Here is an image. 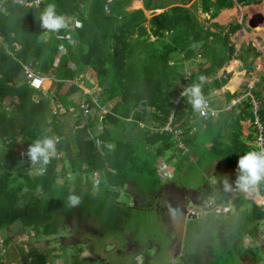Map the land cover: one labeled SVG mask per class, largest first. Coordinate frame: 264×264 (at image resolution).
<instances>
[{"label":"trees","instance_id":"1","mask_svg":"<svg viewBox=\"0 0 264 264\" xmlns=\"http://www.w3.org/2000/svg\"><path fill=\"white\" fill-rule=\"evenodd\" d=\"M165 1L143 0L145 10H163L152 13L149 18L144 9H129L133 0H111L109 3L107 0H42L38 6L3 1V10L0 9V237L4 251L0 250V264H10L9 258L15 247L21 252L17 264H54L57 258H62L63 264H136L135 251L129 255L121 252L111 256L113 246L103 251L99 242L98 247L86 240L80 243L78 234L82 231L101 234V222L96 221L97 208L103 206L106 209V199L116 201L120 190L126 186V191L132 194L135 184L130 179L133 176L142 177L146 184H155H149L154 198L145 199L160 201L164 189L160 186L164 182L160 169L151 159L175 150L170 136L158 131L171 112H174V126L183 132V142L197 154L195 162L201 163L206 151L207 156L212 155V161L215 159L222 164L213 173L217 185L207 186L197 203L209 211L205 222L214 225L209 233L215 230V239L204 241L201 249L185 253L180 264H212L211 251L216 244L223 264L225 257L238 252L241 256L254 255L252 250L243 248V239L246 235L256 238L259 229L264 227V206L242 193L234 198L228 191H217L224 185L225 177L229 183L235 181L238 160L243 154L258 151L250 145L253 131L247 138L241 137L240 121L252 116L248 100L239 105L240 112L221 110L218 121L200 118L186 95L180 100V108L174 109V102L187 82V86H191L199 83L203 76L202 92L209 96L212 104L216 101L213 92L223 91V103L216 106L222 108L231 103L237 93L227 88L228 78L217 77L218 70L232 58L241 60L246 69H251L252 60L260 56L256 47L249 44L234 57L236 49L229 38L241 28L246 29L243 23H232L226 32L213 33L203 29L192 9L199 7L203 13L215 18L236 3L251 5L260 0H200L199 3L197 0H179L164 5ZM191 2V6L186 7ZM51 3L56 5L59 14L73 18V25L78 20L82 27L70 25L58 33L43 29L38 18ZM66 35L70 41L59 38ZM60 45L66 48L65 52H60ZM217 45L220 50L212 57V51L208 53V49ZM178 50L183 52L171 57ZM198 54L204 63L198 65V71L190 70L189 76L186 75L184 68L180 70L183 62H176V58L189 61ZM172 59L175 61L170 63ZM23 65L52 79L51 91L66 108L81 95L89 110L98 108L92 94L100 98L101 104L112 103L110 112L103 118L100 146L94 145L88 134V129L95 128L94 117L88 112L91 121L81 127L84 110L79 106L73 120V126L77 128H73L71 134L63 121L48 122L50 102L33 100L38 90L27 84ZM210 76L213 79L209 82ZM261 84L262 89L256 96L258 115L264 125V76L258 85ZM49 85L50 81L46 80L45 88ZM84 91L88 93L84 95ZM140 102L144 105L143 112L136 111ZM128 118L131 120L127 121ZM140 122L145 124L144 128L138 127ZM225 124L230 128L225 135L231 138L229 141L223 138L221 130ZM136 131L141 134L137 136ZM52 135L57 140L56 153L44 175H36L34 166L24 161L23 154L16 156V152L24 146L28 149L37 139ZM18 137L22 138L21 143H17ZM206 141L211 143L210 149L204 147ZM176 156L181 157L177 153L171 155L172 158ZM14 159L23 169L20 177L13 173L10 161ZM189 164H192L190 160ZM95 172L101 177L97 186L91 182L81 184L84 175L94 177ZM73 174L78 178L77 182L69 179ZM258 190L261 195L255 198L264 204V184ZM72 194L80 198L78 206H69L68 197ZM132 197L134 203L127 206L138 210L143 202L136 195ZM204 202L210 205L205 206ZM221 203L231 204L233 208V213H226L223 219L211 212L214 205ZM105 218L106 224H112L113 228L115 217L113 222ZM213 220L215 222L211 223ZM138 222L136 220V226H139ZM114 230H108L112 232V243L118 235ZM117 231L122 238L127 235V232ZM24 235L28 236L26 243H15ZM101 235L104 236V232ZM36 236L53 237L57 247L39 251L30 244ZM140 240L145 241H137ZM117 243L119 247V241ZM68 249L70 252L66 253ZM223 253L226 255L222 256ZM104 255L109 261L103 259ZM126 256L129 259L124 261L122 257Z\"/></svg>","mask_w":264,"mask_h":264},{"label":"rangeland","instance_id":"2","mask_svg":"<svg viewBox=\"0 0 264 264\" xmlns=\"http://www.w3.org/2000/svg\"><path fill=\"white\" fill-rule=\"evenodd\" d=\"M177 1L179 0H166L164 5ZM199 2L200 0H197V3ZM191 4L192 2L186 7H190ZM251 5H253V7ZM251 5H242L236 3L235 6L231 8L233 11H225L226 13L222 12L218 16V18H216L217 16L215 18H212L209 16V14L206 15V13H203L201 8L199 7L197 10L192 9V13L197 17L203 29L213 33L226 32L230 24L239 21L241 19V16L243 15L244 17H246V19L249 20V23L252 28L246 26L245 30L241 29L235 32L234 34H231V39L229 38V41L234 44L237 51L240 49L241 45L242 47H245L247 46V44L251 43L260 52V56L252 60V68L247 69V71L243 73L244 75H242V77L244 78V80L235 89L237 93H243L248 91L249 84H254V80H257L258 78L264 76V27L262 26L264 25V0H260V2L253 3ZM134 6L136 7L138 6V4L135 3ZM253 12L254 14L252 15ZM258 15L259 17L256 18V16ZM147 16L148 18L149 16L151 17L150 12H147ZM147 24L148 23H146V25ZM209 46L210 44L208 45V47ZM218 50H220V47L218 45L213 46L211 47V50L208 49V53L212 51L211 55L212 57H214L217 54ZM182 52L183 51L178 50L175 55L172 53L171 57H177L176 55H180ZM200 56L201 54H198V56H196L192 60L190 59L189 61H182L183 58H181L180 60L176 58V62H183V66L180 68V70H183L184 68V73L186 74L190 70L198 69V65L201 63H196L195 60L197 59L198 61H201ZM174 61L175 60L173 59L171 60V62ZM233 63L235 64L233 65ZM233 63H231V65H233L234 68L230 69L231 65L229 64V70L237 72L238 69H235V67H237V62ZM233 74L228 75L227 73H225L223 75V77L225 78H228L229 76L227 85L232 88L236 85V80L238 77ZM256 89L261 90L262 87L257 84ZM213 93L215 94V92ZM108 104L110 105V107H112V103ZM49 109V122H51L52 120H55L56 122L58 120L63 121L70 134L73 132V128H77V126H73V118L69 114L64 115L60 114V112L56 114L55 112H57V110L53 109L51 105ZM234 110H239V107L234 108ZM234 112L237 113L236 111ZM241 125L243 124L241 123ZM163 127L164 125L162 127H159L158 131L162 133H167V135H169L175 143L176 140L172 137V134L167 131H164ZM212 129L214 130L216 129V127H213ZM221 130L223 138L226 141H229L231 138L225 136L228 132V127L225 126V128H221ZM51 137H53V139H56L54 135H52ZM177 142L179 141L177 140ZM210 146L211 143L209 141H206L204 147L210 149ZM174 148L175 150L173 152H167L166 155L161 158L151 159L154 163V166L156 168L161 169L162 172L161 177L163 179L164 185L160 187H163L164 189L163 194L160 196V201L155 202L153 201V199L152 201H148V199L151 200V198L153 197V194L151 195V188L149 184L152 186H154L155 184H153L152 182L146 184L143 180H141L142 177L133 176L130 179V181L135 184L132 194L126 191L128 187L126 186L120 190V196L116 201L106 199L107 208L105 209L103 208V206H101L99 209L97 208L96 210V221L98 222L99 220L101 222V234L102 232H104V236L101 234L96 235L93 232L89 231H82L78 234L80 238V243H83V241L86 240L96 244L98 247L99 242L101 244V250L103 251L105 249L109 250V248L113 246L111 251H114V253L111 256L119 255L121 252L123 253V255H129V253H134L135 251L137 254V257L135 259L136 264H180L182 261L181 259L183 258L185 253L191 252V250H194L195 248H197V250L199 248L201 249L204 244V241L206 242L209 239H215V230L209 233L210 228H213L214 225L205 222L208 219L209 212L200 209V206H198L197 203L200 201L199 199L201 193L207 190L205 188L206 186L210 185L212 187H215L217 185V181L213 177V173L222 164L217 160L215 161V159L214 161H212V155L209 154L207 156L206 151L203 155L204 160L201 163L197 164L195 161H197L198 157L197 154L192 151V148L189 147V156L184 154L175 146ZM173 153H177L181 157L176 156L172 158L171 155ZM22 154H26V147L17 150L16 156L19 157ZM201 155L202 154L200 153V156ZM186 157L189 158L192 164H189V160ZM24 161H27V159H24ZM10 162L13 167V173L16 175V177H20L21 172H23V169L21 170L19 168V163L17 162V160L14 159ZM69 179H71L72 181H76L78 178L76 177V175L73 174ZM89 182H91L94 186H97V181H95L93 175H84L81 184L83 185L84 183L86 184ZM217 189L219 191L220 187H218ZM242 194L245 195L247 199H251V196H253V191L243 192ZM134 195L140 198L141 202H143V204L138 208V210H133L130 206H127L132 205L134 203V199L132 197ZM254 201L258 205L263 204L260 203V201L257 199H255ZM223 205H225V203H223ZM187 208L197 209L195 212L196 214H194L196 215V217L193 220H197L198 222H190L191 215L185 217ZM225 213V211H222V213H217L218 215L216 214V217L219 219H223L224 216H226ZM231 213H233V210L231 211ZM174 215L180 221H186L183 228L178 229V237H176L177 241H174L175 238L169 236V233L173 232L175 227H177L173 224ZM105 217L109 218L110 221H112L113 217H115L113 228L111 227L112 224H106V222L108 221ZM235 217H237V215H235ZM136 220L139 221V226L135 225ZM214 222L215 220H213L211 223ZM108 225L111 227L110 229ZM135 227L138 228L137 231L135 230ZM113 229H115L113 232L118 235L115 238L117 240L112 243V240L114 241L112 237V232H108V230L112 231ZM117 230L127 232V235L124 236L125 238H122L121 233ZM139 239H145V241H137ZM0 240H2V237L0 238ZM27 240V235L21 237L19 236L16 239L15 243L19 241H23L21 243H26ZM118 241L120 245L119 247L117 246ZM30 244L32 247L34 245V247H36L39 251L42 252H46L48 249L54 248L55 246L57 247V244L53 242V237L37 238L36 236L30 241ZM243 248L245 250H252L254 252V255L246 254L245 256H241L242 253L240 254V252H238L236 254H233L232 256L225 257V264H264V227H261L259 229L256 238H251L250 236L246 235L243 239ZM218 249L219 246L216 244L214 246V249L211 251V255L214 259V262L212 264H223L221 253L217 252ZM69 252L70 251L68 249L66 253ZM4 253L5 252H3V254ZM225 255V253L222 254V256ZM10 257V264L18 263V261L20 260L19 258L21 257L19 247H15L14 252L12 255H10ZM98 257L100 256L98 255ZM5 258L7 259L8 255L5 256ZM103 259L109 261L107 255H104ZM122 259L126 261L129 259V256H126L125 258L122 257ZM55 263L63 264L62 258H57V260H55Z\"/></svg>","mask_w":264,"mask_h":264},{"label":"clouds","instance_id":"3","mask_svg":"<svg viewBox=\"0 0 264 264\" xmlns=\"http://www.w3.org/2000/svg\"><path fill=\"white\" fill-rule=\"evenodd\" d=\"M134 1H142V4H143V0H133V2ZM139 9H144V6H143V8H139ZM155 11L156 10H152V12L150 14L152 15V13H156ZM243 19L246 20V23L243 20V22H241L240 24L243 23L245 26H247L249 28H252V26L249 23V20H247L246 17H244ZM38 20L40 22V26L43 29H45L47 32H52V33H58L61 30H66V29L69 28V26L71 24H73V18L68 17L66 15H63V14H59L57 12V10H56V5L54 3H51V4L47 5V7L40 13ZM75 27H77V28L82 27L81 22L76 20L75 21ZM241 29L245 30L244 27L241 28ZM249 44H251V43H249ZM249 44H247V45H249ZM241 48H242V45H241V47H240V49L238 51L237 50L235 51L234 57L237 56V54H239ZM181 58H183V57H181ZM181 58H179L178 60H180ZM233 59H235V58H232L231 60H233ZM231 60H229L226 64H230ZM235 60H238V59H235ZM170 63H173V62L170 61ZM197 63H201L202 64L203 61H197ZM240 66H241V68H239ZM239 67H238L239 69L237 70V73H239L240 75H241V70L242 69H245L247 71V69L245 68L243 62H242V64H239ZM194 71H198V69L194 70ZM232 72H233V70H232ZM189 73H190V71H188L186 73V75L189 76ZM225 73H227L228 75H232L233 73H236V72L231 73V72H227L224 69V72H223V74L220 77H223V75ZM40 75H41V73H40ZM240 75H237V76H240ZM220 77H218V78H220ZM42 78L44 80V77H42ZM260 78H258L257 80H254V90H255V92L259 91V90L256 89V87H257V84H259ZM25 79L27 81L26 76H25ZM212 79H213V77L210 76L208 78V81L210 82ZM199 80H200L199 83H195V84H193L191 86H187V84H188V82H187L181 93H182V97L186 95L189 98V103L191 104V106H192V108H193V110L195 112L203 113L204 110L207 107V101H206V98H205L206 95H204L203 92H202V85H203V83L205 81V77L201 76L199 78ZM228 80H229V77H228ZM27 84H28V82H27ZM47 89H50V91H51V86L49 85ZM37 90L41 91L40 89H37ZM234 93H237V92L234 90ZM244 94H245V92L237 93L236 97H238L240 95H244ZM179 95L177 97H179ZM214 96L216 97L215 94H214ZM207 97L209 98V96H207ZM236 97L231 101V103L236 99ZM181 98H180V100H181ZM245 100H248V99H245ZM210 101H211V99H210ZM247 103H248V101H247ZM212 105L214 107H216L214 104H212ZM180 107H181V104L179 105L178 108H180ZM216 108L219 109L218 107H216ZM234 108H236V107H234ZM234 108H232L231 110H234ZM240 109H241V107H239V110H237V111L240 112ZM248 109H249V107H248ZM252 116L250 118H252ZM138 127L139 128H144L145 126L144 127H140L139 124H138ZM254 130L255 129L252 126L253 133H254ZM56 144H57V140L53 139V137H45L43 139L35 140L33 143H31L29 145L28 149L26 148V156L29 159L27 162L29 163V165L31 164V165L34 166V168H33L34 174L41 175V176L44 175V173L46 172V166L50 163L51 159L54 157V155L56 153V150H57L56 149ZM250 145L253 146L251 144V141H250ZM174 146L176 147V142L174 143ZM189 154H190V150H189V152L186 155L189 156ZM160 171H161V169H160ZM213 177H214V175H213ZM223 184H224L223 186H224L226 191H232L234 187L236 189H239L240 191H243V192H251V191H253V196H251V199L254 201L256 199L255 195H261L259 193L258 187L261 184H264V151H249L246 154H243L238 160L237 177H236L235 181L232 182V183H229L228 179L225 177L224 180H223ZM254 190H256V191H254ZM217 191H218V189H217ZM200 193H201V191H200ZM237 195H231V197L235 198ZM262 196H264V195H262ZM213 200H214V198H213ZM79 203H80V198L77 195L72 194V195H70L68 197L69 206L75 207V206H78ZM204 203H205V206H209L210 205L209 202H204ZM200 209H202L203 211H207V210L203 209L202 207H200ZM232 209L233 208H232L231 204H226L225 203V205H223V203H221V204L214 205V209L211 210V212L217 214V213H222V211H225L226 213H228V212L232 211ZM196 210L197 209H188L187 208L185 215H187V214L188 215L196 214L195 213ZM207 212H209V211H207Z\"/></svg>","mask_w":264,"mask_h":264},{"label":"built area","instance_id":"4","mask_svg":"<svg viewBox=\"0 0 264 264\" xmlns=\"http://www.w3.org/2000/svg\"><path fill=\"white\" fill-rule=\"evenodd\" d=\"M3 1H5V0L0 1V9H3V6H4ZM10 1H12L14 3H18L20 5L25 4V5L38 6L42 0H34L33 2H28V1L26 2V0H10ZM109 2H111V0H107V3H109ZM105 9L107 12L109 11L108 5L105 6ZM74 25L71 24V27H73ZM59 38H61V39L65 38V39H68L70 41V37L68 35L59 36ZM5 47H6V45H5ZM65 51H66V48L63 45H60V52L63 53ZM23 68H24V74L27 78L28 84L35 89L41 90L42 96L45 98H48L50 105L53 107V109L57 110V112H55L56 114H58V112H60V114H64V115L69 114L74 120V118H75L74 113L76 112L77 107L79 106L80 109L84 110V112L81 116L82 124H80L82 127V126L89 125L91 118L89 119L88 112H91V114H92L91 117H94L95 128H93L94 130L88 129V134H89L91 141L94 145L100 146L102 144V141H101L99 135L103 132V127H104L103 118H105L106 115L110 112L111 107L109 104H101L100 98L97 95L92 94V100L96 103L98 108L96 110H89L88 109L89 106H88V103L86 102V99L81 95V97H78V98L76 97L74 99L73 105H71L69 108H66L59 101V99L55 96V94H53L50 91V89H44L43 84H41L39 86L34 85L35 81L43 80L39 71H37L36 69H34L30 66H27V65H23ZM87 93H88L87 91H84V95ZM181 97H182V93L175 100L174 109L179 107ZM205 98L207 101V107L203 113H198V116L203 118V119L214 118V117H216V115L221 110H231L234 107H240L239 105L243 104V101L245 99H248L249 109L253 115L251 118V124L255 128L254 133H253L254 138L251 141V144L254 147H256L258 151H264V125L262 124V122L259 118V115H258L259 100H258V98L256 96V92L254 90V84H249L248 91H246L244 95H240V96L236 97V99L232 103H230L228 106L224 107L221 110L214 107L211 104V101L207 96H205ZM143 110H144V105L142 102H140L136 107V111L137 112H143ZM126 120L130 121L131 118H128ZM139 126L144 127L145 124L140 122ZM163 130L172 134V137L176 140V147L178 149H180L184 154H187L189 152L188 146L182 140V138H183L182 137V134H183L182 130L179 129L178 127L174 126V112L170 113L168 120L164 124ZM177 140L179 142H177ZM23 155H24V158L27 159V161H28L29 159L26 158V154H23ZM94 179H95V181H97V185H98L101 181V177L98 174V172L94 173ZM220 190L226 191L224 186H222L220 188ZM228 192L231 193V195H237L239 193H243V191H240L239 189H236L235 187L233 188L232 191H228ZM259 205H262V204H259ZM0 250H1V252H2V250L4 251L2 240H0Z\"/></svg>","mask_w":264,"mask_h":264},{"label":"crops","instance_id":"5","mask_svg":"<svg viewBox=\"0 0 264 264\" xmlns=\"http://www.w3.org/2000/svg\"><path fill=\"white\" fill-rule=\"evenodd\" d=\"M141 2V5L139 6V7H135L134 5H133V3H132V5L130 6V8L129 9H131V10H134V9H139V8H143V4H142V1H140ZM252 7H253V5H251ZM250 7V6H249ZM157 10H159V11H155L156 13H159V12H161V11H163L162 9H157ZM230 11V10H232V9H224V10H222L218 15H217V17L216 18H218V16L222 13V12H225V11ZM144 12H145V15L147 16V12H152V10H145L144 9ZM255 13H257V12H255ZM259 13V12H258ZM254 14V12L252 13V15ZM151 15V14H150ZM207 15V14H206ZM251 16V15H250ZM148 17V16H147ZM150 17V16H149ZM257 17H259V15L258 16H256V18ZM249 18V17H248ZM243 16H241V19L239 20V21H237V22H239V23H241V22H243ZM248 20V19H247ZM244 22L246 23V20H244ZM259 22H260V20H259ZM149 26V24H147L146 25V27H148ZM241 32V31H240ZM244 32H246V31H244ZM231 39V38H230ZM196 61V63H197V59L195 60ZM201 61H203V60H201ZM233 62H237V66L239 67V64H242V62L240 61V60H235V59H233V60H231L230 61V65H231V63H233ZM229 64H226L225 66H223L221 69H219L218 70V72H217V76L218 77H220L222 74H223V72H224V69L227 71V72H231V73H233L232 72V70H229V66H230ZM238 67H235V69L237 68V69H239ZM258 68V67H257ZM241 70V69H240ZM245 69H242L241 70V75L239 74V73H234L233 75H235V76H237V75H240V76H238L237 77V83H236V85L232 88V87H229L228 85H226L227 86V88L231 91V92H234V90L240 85V83L241 82H243V77H242V75H244L243 73H245ZM257 77V76H256ZM255 77V78H256ZM49 80L50 81V86H51V84H52V79H50V78H47V77H45L44 78V80ZM240 79V80H239ZM242 80V81H241ZM24 82H25V79H24ZM260 86H263V84H261ZM217 91V92H216ZM215 91V95H216V101L214 102L215 103V106H217V105H221L222 103H223V99H224V93H223V91L221 90V89H219V90H216ZM42 99H46V100H48V98H45V97H43L42 96V92L41 91H38V93L36 94V95H34V97H33V100L34 101H40V100H42ZM49 101V100H48ZM230 103H228V104H224L223 106H222V108L220 107V109H223L224 107H226V106H228ZM13 111V107H11V112ZM223 111H227V112H230V111H233V110H223ZM222 113V112H221ZM218 116H219V114H217L216 115V117H214V118H212V120H214V121H218L220 118H218ZM48 122H49V119H48ZM243 125H241L242 127H241V137L242 138H247L248 136H249V134H250V132L252 131V124H251V118L249 117V116H247V117H245L244 119H242L241 121H240ZM240 123V124H241ZM225 126H227L228 127V132H229V130H230V128H229V125H226L225 124ZM242 128H243V130H242ZM195 130V128L192 130V133H194L193 131ZM227 132V133H228ZM226 133V134H227ZM136 134H137V136H139L140 134H141V131H136ZM16 141H17V143H21V141H22V138L21 137H18L17 139H16ZM25 147V146H24Z\"/></svg>","mask_w":264,"mask_h":264},{"label":"flooded vegetation","instance_id":"6","mask_svg":"<svg viewBox=\"0 0 264 264\" xmlns=\"http://www.w3.org/2000/svg\"><path fill=\"white\" fill-rule=\"evenodd\" d=\"M243 18H244V15H243ZM185 217H188V214L187 215H185ZM187 219V218H186ZM173 224L174 225H176L177 227H175V229H174V231L173 232H171V233H169L168 235L170 236V237H172V238H175V240L174 241H177V239H176V237H178V235H177V233L179 232L178 231V229H182L183 228V226L185 225V223H186V221L185 222H182V221H180L179 219H177V217L174 215L173 216ZM165 223V222H164ZM179 223H182V224H179ZM169 231H170V229H169ZM173 240V239H172Z\"/></svg>","mask_w":264,"mask_h":264},{"label":"bare ground","instance_id":"7","mask_svg":"<svg viewBox=\"0 0 264 264\" xmlns=\"http://www.w3.org/2000/svg\"><path fill=\"white\" fill-rule=\"evenodd\" d=\"M135 3H137L138 4V6H136V7H139L140 5H141V2L140 1H134L133 2V4L135 5ZM156 11H159V10H156ZM228 11V10H227ZM233 11V10H232ZM223 13H226V12H223ZM263 27H264V25H262ZM264 32V31H263ZM235 63H233V65H234ZM233 65H231L230 66V69H232V68H234V66ZM45 82H46V79L45 80H39V81H35L34 82V85L35 86H39V85H41V84H43V88L44 89H46L45 88ZM255 193V192H254ZM258 196V195H257ZM260 196V195H259Z\"/></svg>","mask_w":264,"mask_h":264},{"label":"water","instance_id":"8","mask_svg":"<svg viewBox=\"0 0 264 264\" xmlns=\"http://www.w3.org/2000/svg\"><path fill=\"white\" fill-rule=\"evenodd\" d=\"M207 15H208V14H207ZM239 68H241V66H240ZM195 217H196V215H194V214H191V219H190V220H193V219H195Z\"/></svg>","mask_w":264,"mask_h":264}]
</instances>
